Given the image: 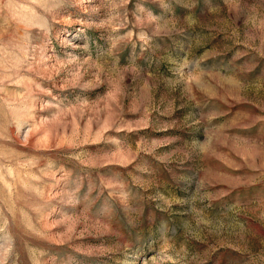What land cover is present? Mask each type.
Segmentation results:
<instances>
[{
    "label": "rangeland",
    "instance_id": "1",
    "mask_svg": "<svg viewBox=\"0 0 264 264\" xmlns=\"http://www.w3.org/2000/svg\"><path fill=\"white\" fill-rule=\"evenodd\" d=\"M0 264H264V0H0Z\"/></svg>",
    "mask_w": 264,
    "mask_h": 264
}]
</instances>
